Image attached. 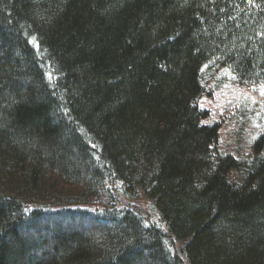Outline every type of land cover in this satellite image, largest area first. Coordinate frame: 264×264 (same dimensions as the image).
<instances>
[{"label": "trees", "instance_id": "16d2710c", "mask_svg": "<svg viewBox=\"0 0 264 264\" xmlns=\"http://www.w3.org/2000/svg\"><path fill=\"white\" fill-rule=\"evenodd\" d=\"M204 65L264 83V0H0V264H264V125L222 153Z\"/></svg>", "mask_w": 264, "mask_h": 264}, {"label": "rangeland", "instance_id": "374dc122", "mask_svg": "<svg viewBox=\"0 0 264 264\" xmlns=\"http://www.w3.org/2000/svg\"><path fill=\"white\" fill-rule=\"evenodd\" d=\"M201 81L205 93L198 98V106L210 112V118L204 122H222L218 148L222 153L247 156L253 140L264 125V83L260 86L241 87L237 85L230 69L212 71L207 65L202 68ZM126 205L141 208L149 215L148 220L161 223L147 200L140 197H121L119 206Z\"/></svg>", "mask_w": 264, "mask_h": 264}]
</instances>
